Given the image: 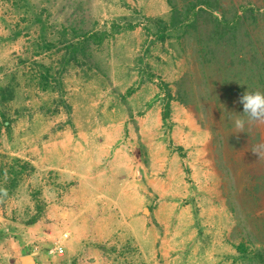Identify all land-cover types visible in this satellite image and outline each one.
<instances>
[{"label":"rangeland","instance_id":"374dc122","mask_svg":"<svg viewBox=\"0 0 264 264\" xmlns=\"http://www.w3.org/2000/svg\"><path fill=\"white\" fill-rule=\"evenodd\" d=\"M163 1L0 0V264H148L151 227L171 264H264V125L233 126L239 97L264 92V0Z\"/></svg>","mask_w":264,"mask_h":264},{"label":"crops","instance_id":"0c3cea01","mask_svg":"<svg viewBox=\"0 0 264 264\" xmlns=\"http://www.w3.org/2000/svg\"><path fill=\"white\" fill-rule=\"evenodd\" d=\"M147 1L149 2L150 0H147ZM149 3H150V5L148 7L152 11L153 14L159 15V14L165 12V10H163V5H164V1L163 0H151V2H149ZM58 142H60V140ZM59 146H60V144L57 147H59ZM168 150H169V148H168ZM184 150L186 151L185 147H184ZM39 152H40L39 154L41 155V157H43V155H45V154H48V152H49V155L54 154L57 157V153H59L60 151L56 148V149H51V150H47V151H45V150L41 151L40 150ZM41 152H42V154H41ZM176 152L181 157L179 151H171V150H169V153H173L174 154ZM61 153H63L64 158H67V159L70 160L69 161L70 164H68V166H64L63 167V170L68 171L67 174H70V175L72 174L73 175V172L75 171L71 167V166H73L72 165V158H73V155L72 154H73V151H71L70 154L67 151L61 152ZM25 156L28 157V158H30L31 160H34L36 164L38 162L39 168L47 169V170H52V169H56V168L62 169V168H60L57 165V162L49 163V161L46 160L47 163H43L41 157L38 160V156H36L35 153H27V154H25ZM182 159H184V158H182ZM55 160H56V158L53 161H55ZM61 165H64V164L61 163ZM73 176H75V175H73ZM218 188L219 187H218L217 184H215V186L212 187V191H214L213 196H217V194H218ZM153 189L155 190L156 194H158V195H161V193H163V191H162L163 189H161V188L157 189V188L153 187ZM80 196L81 195H78L77 198H80ZM70 198H75V196H73V194H71L70 195ZM213 198H215V197H213ZM62 215L64 216V214H62ZM148 233L149 234L146 237L145 236L142 237L141 240H142V242L144 244L150 245V246H148L146 248V245H144L143 243H141V246H140V249H141V251L143 253L146 250V252L150 255V258L151 259H149V260L146 259L145 261L148 264H171L170 261H168L165 258L162 259L158 255V247L155 249V245L156 244L155 243L153 244V242H154V238L153 237H155L156 234H155V231H154V229L152 227H151V229H150V231ZM77 238H79V236L73 235L71 237V239L66 242V245L68 244V246H69L72 243L73 244H75V243L78 244L79 242L81 243L82 240L80 239V241H79V239H77ZM146 238L148 239V241L145 243V239ZM78 245H79L78 247H82L81 250L79 251V256L82 259L87 260V259L94 258V260H93L92 263H94V262L95 263H99V257H100V254H101V250L99 248H97V247H91V246H85L84 244L83 245L78 244ZM158 256H159L160 259L163 260L162 263H159V259L157 260Z\"/></svg>","mask_w":264,"mask_h":264},{"label":"clouds","instance_id":"9594fccd","mask_svg":"<svg viewBox=\"0 0 264 264\" xmlns=\"http://www.w3.org/2000/svg\"><path fill=\"white\" fill-rule=\"evenodd\" d=\"M243 106V114L235 115L233 121L234 133L245 132L246 128L264 125V92L247 91L239 97ZM251 152L258 157V162H264V142L251 145ZM7 196V191L0 188V199Z\"/></svg>","mask_w":264,"mask_h":264},{"label":"trees","instance_id":"16d2710c","mask_svg":"<svg viewBox=\"0 0 264 264\" xmlns=\"http://www.w3.org/2000/svg\"><path fill=\"white\" fill-rule=\"evenodd\" d=\"M174 14H175V12H174ZM176 23H180V22H174L173 24H176ZM135 26H136L135 24L122 25V24L114 23L112 25V29L116 30V32H117L123 28H134ZM167 31H168V26L166 24H164V26L159 27L158 30L156 31L157 39L165 40L166 37L168 36ZM89 37L92 39V41L94 43L99 44V43H102L106 38L109 37V33L107 31H103L100 33L92 32V33H90ZM150 79H154V77H152V75H150ZM156 84L159 87V89L162 92L163 97H164V107L162 110V120H163V123L166 125V127L169 130H171L173 128V124H174V122L172 121V101L174 99V96L171 92V89H170L168 82L160 79ZM133 90H134V88H129L128 92L132 93ZM168 148L171 151H179L182 158L186 157V151L184 150V148L182 146L175 145L174 141L171 138L168 140ZM186 171L188 172V169H186Z\"/></svg>","mask_w":264,"mask_h":264},{"label":"water","instance_id":"95a60500","mask_svg":"<svg viewBox=\"0 0 264 264\" xmlns=\"http://www.w3.org/2000/svg\"><path fill=\"white\" fill-rule=\"evenodd\" d=\"M21 261L23 264H41L31 254L21 256Z\"/></svg>","mask_w":264,"mask_h":264},{"label":"built area","instance_id":"2783aa9c","mask_svg":"<svg viewBox=\"0 0 264 264\" xmlns=\"http://www.w3.org/2000/svg\"><path fill=\"white\" fill-rule=\"evenodd\" d=\"M64 235L66 236L67 234H64ZM54 250L58 251L59 253H62L64 251V247H63V245H58ZM51 251H53V250H51Z\"/></svg>","mask_w":264,"mask_h":264}]
</instances>
